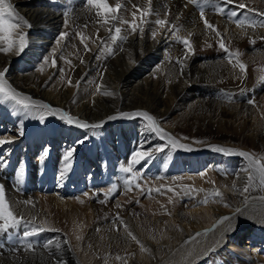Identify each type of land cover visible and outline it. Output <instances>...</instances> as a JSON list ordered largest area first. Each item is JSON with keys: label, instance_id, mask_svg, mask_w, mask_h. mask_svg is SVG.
I'll return each mask as SVG.
<instances>
[{"label": "bare ground", "instance_id": "bare-ground-1", "mask_svg": "<svg viewBox=\"0 0 264 264\" xmlns=\"http://www.w3.org/2000/svg\"><path fill=\"white\" fill-rule=\"evenodd\" d=\"M10 2L31 27L19 30L28 40L23 53L0 52V70L9 68V82L35 100L89 123L104 124L87 130L89 139L76 146L73 167L64 172L62 154L85 135V130L66 125L58 116H49L46 124H41L18 111L12 102L0 99V139L14 140L0 146V154L7 160V167L0 168L6 199L18 216L34 219L39 227L57 230L28 238L23 232L30 226L0 234V264H57L58 260L65 264H97L104 248L106 252L116 249L95 240H104L110 227H118L119 233L125 231L123 225L113 226L117 213L127 225L135 222L134 217L122 207L91 201L90 192L97 185H115L110 166L119 161L126 167L133 151L142 144L144 149L164 148L153 151L150 160L141 161L134 169L142 176L153 177L150 189H160L151 211L165 216L158 221L164 222L162 235L171 236V243L162 248L153 237L142 240L150 251L130 259L120 255L127 264H264V186L256 179L244 192L249 175L243 170L247 158L213 150V146H221L264 157V80L260 79L264 75V26H260L264 25V17L256 14L264 12V0H238L256 12L237 8L238 16L232 19L229 10L234 5L228 6L225 14L218 13L223 6L221 0H199L198 5L188 0H152V10L159 16L148 17L142 38L139 31L130 34L129 26L117 21L116 26L128 40L116 44L110 40L114 33L107 30L112 25L99 24L85 0ZM117 2L122 4L118 16L129 21L136 10L133 5L148 7L147 0H109L112 6ZM201 8L225 36L229 50L240 53L239 59L247 65L246 75L228 63L218 46L219 38L205 28L200 18ZM157 18H166L169 27L176 25V29L166 28L152 39L151 31L158 28L154 24ZM246 18L257 27L236 26L235 20ZM64 31L69 36L57 45ZM76 32L91 37L87 41L91 51L86 52L81 41L70 42ZM97 33L104 45L113 49V55H108L101 40L96 39ZM177 37L190 39L195 49V55L185 61L183 75L177 61L184 48ZM252 39L255 44L250 42ZM63 55L68 58L63 59ZM45 59L47 64L43 63ZM53 59L56 67L51 66ZM63 61L70 62L66 77L72 80V86L63 79ZM40 67H44L43 72L38 70ZM111 91L119 98L115 99ZM126 95L127 100L132 97L138 101L128 107L132 114L148 112L160 127L193 150L172 148L166 139L147 132L143 119L109 120L112 115L108 110L101 112L105 106L122 112ZM249 99L255 103L249 104ZM137 104L140 106L136 108ZM174 114L178 117L175 125L166 124L165 120ZM21 124L25 134L18 136ZM20 169L24 176L18 180ZM215 190L221 192V197H213ZM128 197L127 189L123 204ZM206 198L209 202L202 203ZM26 200L33 203L25 204ZM223 216L232 219L218 223ZM78 235L82 239L78 240ZM28 243L33 245L32 251L25 250ZM46 244L48 247H44ZM129 246L125 243L118 248L127 252ZM111 261L124 264L115 256Z\"/></svg>", "mask_w": 264, "mask_h": 264}, {"label": "snow or ice", "instance_id": "snow-or-ice-1", "mask_svg": "<svg viewBox=\"0 0 264 264\" xmlns=\"http://www.w3.org/2000/svg\"><path fill=\"white\" fill-rule=\"evenodd\" d=\"M147 2H148L147 8H139L136 5H133V8H135L136 10L132 11L131 13L132 20L129 21L126 19H121V17L118 16V13L122 9V4L120 2H117L115 3V6H112L109 3V0H85V4L87 6L88 11L95 12L96 16L98 17L97 22L99 24H101L102 26H108L110 24L112 25L111 27L107 28V30L110 33H114L110 36V40L112 44H116L118 41L126 42L128 40L127 35L121 34L122 32L121 27L116 26L115 22L117 21H119L121 24L128 25L130 34H135L137 33V31H139L142 38L144 32V25L149 22L148 17L152 15L159 16V13L153 12L152 10L151 7L152 0H147ZM188 2L194 5L199 4V0H188ZM221 3L223 6L218 8L219 14H225L228 6L234 5V7H232L229 10L230 11L229 19L238 16V12L236 10L237 8L240 10H247L248 12H256L255 9L249 8L245 3L238 2V0H221ZM186 6L187 5H185V7ZM256 14L261 17H264V12H258ZM200 18L202 19L205 28L213 31L215 33V36L219 38L218 46L221 50L225 52L228 58V63L232 64L234 68L238 67L240 72L246 75L247 65L244 64L239 59L240 53L238 51L231 52L229 50V48L225 44V36L216 28L214 24L208 21V19L204 14V10L202 8L200 10ZM138 20L139 23L137 22ZM234 22L236 23V26L241 29H246L248 27L251 28L257 27L254 21H248L247 18L244 20L237 19ZM154 24L158 26V28L151 31L152 39H155L157 35H159L160 32L166 28H168L170 31L172 29H176V25H171L169 27V22L166 18H157L155 19ZM65 26H67V22ZM260 26H264V25H260ZM22 27L30 28L31 25L27 19H25L17 12V10L15 9L14 5L10 2V0H0V52H3L5 54L15 52L17 55L23 53V51L28 45V40L26 33L19 31ZM77 35L79 36V39L84 46V50L86 52L91 51L87 43V41L90 40L91 37L85 36L82 32L78 33ZM68 36L69 33L67 31L61 32L56 40V44L60 45L61 42L64 41ZM96 39L101 40V45L106 48L108 55L114 54L113 49L111 47H107L106 45H104V41L99 37L98 33ZM177 39L180 43H182L184 48L182 58L178 59L177 61V63L180 65L179 73L180 75H183L184 67L186 66L185 61L188 58H190L191 55H195V49L190 39L188 38L181 39L179 37H177ZM261 39H264V37H261ZM250 42L252 44H255L256 41L255 39H252ZM93 43H95V41H93ZM83 62L84 61L81 59V63ZM43 63L47 64L48 60L45 59ZM51 66L52 67L57 66L55 59L51 61ZM38 70L43 72L44 67H40ZM8 72H9L8 67H5L2 70H0V99H2L4 102H12L14 106H17L18 111L23 112L26 116L35 117L41 124H46V118L49 116L52 117L58 116L60 121H62L66 125L74 126L78 129L85 130V135L82 138L77 139L74 145L66 148L65 152L62 154L61 159L63 160L65 165L64 172L70 171L73 167V161L75 159L76 146L84 144L89 139L87 135V130L89 129L96 130L102 128L104 121H101L99 123H89L88 121L70 115L69 112L64 109H61L59 107H54L48 103L33 99L30 95L18 91L16 90V88L13 87V85L6 78ZM260 79L264 80V75H262ZM67 83L69 86H72L71 79H68ZM97 90H99V86ZM109 94L110 93H105V95H109ZM248 103L254 104L255 102L254 100L249 99ZM120 116L124 118L141 117L146 122L145 130L151 134H154L155 136H158L161 139H166L168 141V144H170L172 148L175 149L179 147L181 149H185L189 151L193 150L190 146L180 143L170 133L166 132L162 127L159 126V122L156 120V118L146 111H137L134 114L121 113ZM117 118H118L117 116L108 117L109 120H113ZM24 134H25L24 129L21 124L17 132V135L23 136ZM13 142L14 140L12 139H0V146H3L5 144H12ZM145 143H147V141H145ZM196 143H203V141H196ZM163 150H164L163 147H159L155 149L153 148L144 149L143 144L140 145L138 149L133 151V153L130 156V161L128 162L126 167H122V171L129 174L133 173L134 166L140 164L141 161H144L146 163L148 160H150L152 158L153 151H163ZM213 150L219 153H224L229 155L238 154L242 157L247 158L248 165L243 170L249 172V175H248V184L243 189L244 192H247L249 190L254 180L256 179H258L259 184L261 186H264V157L257 158L253 154L243 151L237 153L236 150L224 148L221 146H213ZM47 155H48V151L47 149H45L43 156L46 157ZM41 163H43V160H41ZM5 167H7V160L4 158L3 154H0V168H5ZM23 176H24V170L20 169L16 173V178L20 180L23 178ZM135 179L136 176H133L131 179H126L125 184L130 187ZM135 187L140 188L141 186L139 183H136ZM168 190L172 191L173 189H168ZM156 191L159 192L160 189L157 188ZM212 195L213 197H221L222 194L219 190H215ZM105 196L107 199V194H105ZM106 199L101 200L100 203H106ZM208 202L209 200L206 198L202 203L207 204ZM24 203L32 204L33 202L30 200H26L24 201ZM116 207L120 208L122 206L120 204H117ZM236 212L240 213L241 209L237 208ZM231 219L232 217L230 216H223L219 219L218 223L223 224L224 222L230 221ZM118 224L123 225L127 237H130L132 241H135L140 246L141 251L144 252L150 251L148 248L144 246L143 243H141V241L136 237V235H134L129 230V226L126 223H124V221L119 217V213L116 214V218L113 221V226H117ZM22 227L29 229L23 232L24 238L31 237L34 234L43 232L45 230L57 231L56 229H45L44 227H39L34 223V219L25 220L23 215L18 216L16 213H14L8 200L6 199L5 186L3 183H0V234H10L11 231L18 232ZM118 230L119 228L117 227V231ZM97 231H99V229H97ZM196 235L199 236L201 235V233H197ZM76 238L80 240L82 239V236L78 235ZM50 243L51 241L49 242V244ZM44 247H48V245L46 244L44 245ZM57 247H59V245H57ZM25 250L32 251L33 245L31 243H28L26 245ZM106 259L107 258H105V260ZM115 259L122 260L124 264H127V260L124 257H121L120 255H116ZM57 264H65V262L62 260H58Z\"/></svg>", "mask_w": 264, "mask_h": 264}, {"label": "rangeland", "instance_id": "rangeland-1", "mask_svg": "<svg viewBox=\"0 0 264 264\" xmlns=\"http://www.w3.org/2000/svg\"><path fill=\"white\" fill-rule=\"evenodd\" d=\"M78 33L79 32H76L74 35L70 36L71 43L80 42L79 36L77 35ZM243 52L248 54V51L246 49H244ZM62 58L67 59L68 56L63 55ZM68 64H70L68 61H63V64H61L62 67L60 68L61 71H63V79H66V80L69 78L68 76L66 77ZM54 80H56V77L54 78ZM110 93L113 94L115 99L119 98L118 94L115 91H111ZM127 96L128 95H126V99H125L127 104H126V107H124L122 112H117L114 106H105L101 110V112L104 113L108 110V112L112 116H117L118 117L117 119L119 120L120 119L129 120L130 118L121 117L120 114L121 113L132 114L133 111L130 110L128 107L131 106L133 102L137 103L138 101L132 97H129V99L127 100ZM139 106L140 104H137L136 108ZM175 115L176 114H174L173 116L165 120L166 124L175 125L178 119V117ZM142 119L143 118L137 117L138 122H140ZM110 145L112 146L113 144L111 143ZM125 164L126 163L120 164V162L118 161L117 163L110 166L112 169L110 173L111 180L113 181L115 185L110 184V185L101 186L102 185L101 184L99 185V187L98 185L95 186V189L90 192L91 201H95L98 204H105L106 207H109L108 205L116 206L117 204H120V205L122 204L123 205V206L121 205L122 208L125 209L126 212L131 213L134 217L135 222L131 225H128L129 230L134 235H136V237L141 241V243L144 244V241L142 240H146V239H149V237H153L154 238L153 242H156V244L159 243L162 248H167L168 245L171 243L169 241L171 236L162 235V232H163L162 229L165 227V225H163L164 223L163 221L161 222L158 221L160 217H165V216L151 211V209L153 208V203L159 199V195H158L159 193L156 192V190L150 189L149 187L150 184L154 182L155 180L153 179L152 176H148V177L142 176L141 173H139V171H137L134 168H133V173L131 174L123 172L122 167H124ZM133 176H136V179L133 181L132 185L129 187L128 185L125 184V180L131 179ZM151 180H154V181H151ZM136 183H139L141 187L136 188L134 186V184ZM127 189L129 190V197L127 199V203L123 204L122 202L123 192H125ZM105 194H107V199H106ZM105 199H106V203H100L101 200H105ZM114 228L115 227H110L106 230L104 240H100V237L95 240V242L100 243L103 246L111 244L113 247L116 248L114 250H111V252H106L104 248L97 264H115L114 261H111V260L116 255H121V256L126 257L127 259H130L132 258V256L139 255L141 254L140 252H142V251H139L140 246L135 241H130L131 238L127 237V234L125 231L122 233H119L118 231H120V229L117 231V228L115 229ZM125 243L126 244L130 243L129 250L127 252L126 251L122 252L121 248H118V247L119 245H124ZM143 253L146 254L147 252H143ZM80 256H81V252H79V258ZM163 257H166V256L163 255ZM105 258L107 259L105 260ZM79 260H82V259L80 258Z\"/></svg>", "mask_w": 264, "mask_h": 264}]
</instances>
